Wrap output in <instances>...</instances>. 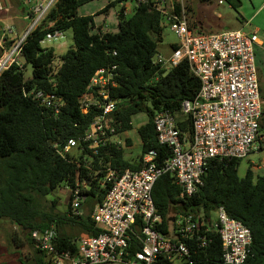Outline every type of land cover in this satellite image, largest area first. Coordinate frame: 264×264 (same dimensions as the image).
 I'll use <instances>...</instances> for the list:
<instances>
[{
    "label": "trees",
    "instance_id": "obj_1",
    "mask_svg": "<svg viewBox=\"0 0 264 264\" xmlns=\"http://www.w3.org/2000/svg\"><path fill=\"white\" fill-rule=\"evenodd\" d=\"M92 1L58 0L48 14L54 29L72 33L73 44L59 58L58 64L54 62L53 48L40 46L48 30L39 27L22 47L23 68L30 67L31 78L25 81L23 70L15 66L0 74V219H7L27 231L25 241L34 248L33 264H45L44 255L30 239L33 230H44L54 224L57 245L73 254L77 251L76 241L80 235L100 233L90 214L106 193V188L98 185L102 174L94 175L85 168L81 156L72 162L69 154L62 158L56 152L67 139L82 135L100 113L92 107L83 114L80 104L96 70L116 66L119 77L110 97L117 101L113 114L117 132L131 131V118L140 113L146 115V123L136 129L141 155L152 150L157 162L171 155L170 149L159 145L156 140L152 123L156 112L172 113L179 129L188 134L191 132L190 118L181 115V104L193 100L200 82L186 62L167 71L152 63L162 38L159 15L146 5L134 7L127 16L119 9L116 31H95L93 16L78 15V9ZM120 1L108 3L100 13H106ZM155 75L157 80H153ZM38 90L63 101L57 115L51 109L39 107L31 97L24 96L25 92ZM259 91L264 104L263 85L259 84ZM125 141L127 147L132 145L129 136ZM107 153L108 157H104L106 161L109 159L111 166L138 168L136 163L125 159L122 149L110 147ZM85 160L90 169H96V158ZM238 165V159L210 160L202 186L180 203L184 212L202 213L206 219L212 217L218 208H223L230 218L241 222L251 233V253L245 264H264V176L255 178L249 167L241 178ZM77 181H85L89 187H81L85 196L81 215H67L69 201L63 212L55 210L57 201H52L46 212L38 206L37 200L49 195L59 183L64 182L71 189ZM179 193V187L168 174L158 178L153 185L152 200L162 217L160 229L163 232L170 226V214L178 210ZM69 231L77 233L70 237ZM205 242L206 246L197 249L193 264H224L218 234L208 235ZM194 245L192 242L191 248H196ZM138 250V243L133 242L130 254ZM156 264L173 263L160 258Z\"/></svg>",
    "mask_w": 264,
    "mask_h": 264
},
{
    "label": "built area",
    "instance_id": "obj_2",
    "mask_svg": "<svg viewBox=\"0 0 264 264\" xmlns=\"http://www.w3.org/2000/svg\"><path fill=\"white\" fill-rule=\"evenodd\" d=\"M57 2H28L22 19L30 20V25L20 39H7L12 29L6 25L0 28V74L11 66L24 69L20 62L22 47L35 29L48 30L40 41L42 48H48L46 44L51 41L63 39V32L54 29V23L48 20ZM120 3L124 16L130 15L134 7L148 6L176 36L178 42L171 47L170 54L166 58H155V54L152 63L167 71L186 62L198 78L200 87L196 96L184 101L180 110L182 116L190 118L191 132H182L172 113L156 112L152 119L156 140L170 149V157L157 162L156 153L151 150L132 160L138 165L137 169L111 166L104 157H108L107 150L130 147L125 141L128 134L117 132L114 124L117 101L111 99L110 93L117 86L119 75L116 66L96 70L80 104L83 114L92 107L100 113L82 135L67 139L56 152L62 158L69 154L72 162L81 156L85 168L94 175L102 174L98 185L106 188V193L90 214L100 233L80 235L74 254L57 245L54 224L44 230L31 231L30 239L44 255L45 264H156L160 258L173 264H193L197 249L206 246L208 235L216 233L221 241L223 263L245 264L252 244L247 227L230 218L223 208L206 219L202 213L184 212L180 202L202 186L210 160H241L264 151V104L256 66V50L262 48V42L257 32L243 29L208 34L195 32L189 26L184 0H121ZM2 10L0 0V13ZM153 80H157L156 75ZM24 96L31 97L41 108L51 109L54 115L63 106L61 99L39 90L25 92ZM86 158L97 159L96 169H90ZM166 174L172 176L180 193L178 210L170 214V226L163 232L160 229L162 217L152 200V188L156 180ZM81 187L89 189L85 181H77L70 189L69 217L83 212L85 196ZM133 242L138 243L139 250L130 254ZM192 242L196 248H191Z\"/></svg>",
    "mask_w": 264,
    "mask_h": 264
},
{
    "label": "rangeland",
    "instance_id": "obj_3",
    "mask_svg": "<svg viewBox=\"0 0 264 264\" xmlns=\"http://www.w3.org/2000/svg\"><path fill=\"white\" fill-rule=\"evenodd\" d=\"M1 1L3 10L0 13V28L6 25L12 29L13 33L8 35L7 39H20L30 25V20H23L22 14L26 11L28 2L32 0ZM113 1L115 0H94L81 6L78 9V15L93 16L95 31L97 29L101 30V28L114 31L117 29L116 13L119 11L121 3H115L106 13H100L108 3ZM218 1H220V3H218ZM230 1L231 0H210V2L203 3L198 0H184V6L187 10L189 22L191 23V25L189 23L190 28L193 26L192 20L196 22V26L194 25L195 27H193L194 31H202L204 33H215L224 29H243L242 26L247 22L245 31H258L257 36L262 42V49L264 50V0H236L237 4L234 7L230 5ZM161 25L163 27L162 38L157 45L155 58L158 56L166 58L170 54L171 46L178 42L176 36L170 31L168 24L162 21ZM72 44L71 31H64L63 39L51 41L46 44L48 48H53L54 50L55 64L59 63V58L72 46ZM258 55H261V53L258 52ZM20 62L23 64L22 59H20ZM55 64H53V66L56 68ZM261 71L264 75V69H261ZM23 78L25 81L31 78V69L29 66L24 67ZM259 84L264 86L263 81L259 80ZM147 105L149 106V104ZM146 121L147 117L144 113L137 114L131 118L132 129L129 132V137L133 144L124 150L125 159L132 161L141 155L140 141L136 134V129L145 124ZM263 124L264 108L262 125ZM261 158L262 156L258 154L239 160L238 176L241 178L244 177L245 172L251 164L261 169L256 171L253 170L255 178L256 176H264V161H262ZM69 194L70 188L64 182H61L49 195L38 199L37 204L46 212L50 208L51 202L57 201L55 210L57 212H63L66 209ZM36 220L39 219L37 218ZM26 233L27 231L21 230L13 222L7 219H0V264L34 263V248L25 241ZM75 233L77 232L69 231L68 235L74 237ZM13 238H15L16 241H14Z\"/></svg>",
    "mask_w": 264,
    "mask_h": 264
},
{
    "label": "crops",
    "instance_id": "obj_4",
    "mask_svg": "<svg viewBox=\"0 0 264 264\" xmlns=\"http://www.w3.org/2000/svg\"><path fill=\"white\" fill-rule=\"evenodd\" d=\"M218 3H219V1H218ZM263 5H264V3H263ZM191 13V12H190ZM191 20V19H190ZM247 23V22H246ZM246 23L244 24V26H242L243 27V30L245 31V27H246ZM192 28L193 27H195L196 26V22L195 21H193L192 20ZM195 25V26H194ZM198 25V24H197ZM107 27V26H106ZM109 28V27H108ZM194 29V28H193ZM117 30V29H116ZM116 30H114V31H116ZM224 30H227V29H224ZM105 31V30H104ZM221 31H223V30H221ZM221 31H217V32H215V33H218V32H221ZM253 31H255V30H253ZM198 33H203V34H208V33H204V32H202V31H197ZM246 32H252V31H246ZM255 32H257L258 33V31H255ZM258 52H260L261 53V55H258ZM256 66H257V74H258V81L260 80V81H263L264 82V75L262 74V71H261V69H264V50L261 48H259V49H257L256 50ZM130 132V131H129ZM129 132H127V134L129 135ZM260 155L262 156V161H264V151L263 152H261L260 153ZM260 159V160H261ZM250 169H251V171L253 172V170H259L260 169V167H255L253 164H251L250 165ZM261 170V169H260ZM253 174H254V172H253Z\"/></svg>",
    "mask_w": 264,
    "mask_h": 264
},
{
    "label": "water",
    "instance_id": "obj_5",
    "mask_svg": "<svg viewBox=\"0 0 264 264\" xmlns=\"http://www.w3.org/2000/svg\"><path fill=\"white\" fill-rule=\"evenodd\" d=\"M230 3L236 5L237 1L236 0H231Z\"/></svg>",
    "mask_w": 264,
    "mask_h": 264
}]
</instances>
